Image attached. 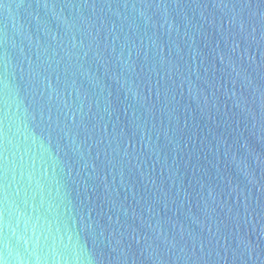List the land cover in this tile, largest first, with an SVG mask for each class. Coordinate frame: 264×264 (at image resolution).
<instances>
[{"label": "water", "instance_id": "1", "mask_svg": "<svg viewBox=\"0 0 264 264\" xmlns=\"http://www.w3.org/2000/svg\"><path fill=\"white\" fill-rule=\"evenodd\" d=\"M0 264H264V0H0Z\"/></svg>", "mask_w": 264, "mask_h": 264}]
</instances>
